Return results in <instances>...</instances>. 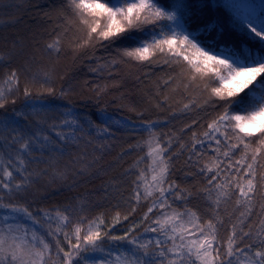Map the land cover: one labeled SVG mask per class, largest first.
Listing matches in <instances>:
<instances>
[{
    "label": "snow or ice",
    "instance_id": "1",
    "mask_svg": "<svg viewBox=\"0 0 264 264\" xmlns=\"http://www.w3.org/2000/svg\"><path fill=\"white\" fill-rule=\"evenodd\" d=\"M69 3L74 16L86 29V44L115 43L150 26L151 35L138 46L123 49L124 57L151 62L163 56L165 64L175 66L184 62L191 72L205 77L201 82L207 92L205 105L211 103L222 110L207 124L206 131L199 136L192 132L188 161L197 165V174L206 178V184L193 193L180 189L175 181L169 182L171 138L163 143L160 136H156L153 147L155 122L145 121L150 164L147 169H140L133 181L132 199L136 204L142 197L148 201L147 212L139 224H133L123 235L102 233L103 213L88 220L87 215H74L73 210L66 207L63 211L56 209L53 216L43 209L33 210L31 205L13 203L11 198L13 192L29 183L30 163H46L45 153L49 157L62 156L86 137L89 143L93 137H111L114 135L112 125L120 121L106 117L96 124L80 117L71 107L61 111L62 118L48 129L21 130L12 127L17 123L15 120L2 119L0 129L11 137L6 142L18 148L14 158L12 152L7 154V159L0 156V209L3 210L0 214V264H264V191H261L264 172H257L258 166L264 167L258 164L264 157V48L253 51L246 44L225 48L188 31L186 25L192 20L193 9L185 0H175L170 5L171 10L164 6L166 0H69ZM205 6L202 4L201 8ZM212 7L229 9L238 21L234 26L240 32L254 34L264 45V0L259 5L226 0L219 5L214 2ZM217 27L218 22L213 21L204 31ZM58 44L57 39L47 47L52 49ZM18 79L17 72L12 71L6 82L18 84ZM196 79V75L191 76L187 86ZM47 95H55L54 90L47 89ZM63 95L61 91V98ZM248 95L252 97L251 102H245ZM24 97L31 102L33 112L50 110L40 104L42 93L33 96L31 90L25 88ZM5 99V92L0 90V101ZM190 106L199 105L185 104L184 109ZM4 107L0 102V109ZM197 146L201 150L206 146L214 153L202 166L200 158L208 153L198 150ZM134 147L129 145V151ZM34 152L39 155L34 156ZM237 153L239 157L233 159ZM146 172L151 174L150 180ZM201 194L212 201L207 220L187 207L190 198ZM176 201L184 203L182 210L173 207ZM232 201L234 210L229 213L225 208L222 215L221 203ZM78 211L85 209L81 207ZM122 219L127 221L129 217L125 215ZM121 222L117 212L110 231ZM53 223L56 224L54 229ZM43 224L48 225L47 229L38 233L35 225L43 227ZM141 226L142 232L139 231ZM222 229L226 235L220 234ZM146 233L152 235L145 238ZM105 239L123 241L128 247L114 260H98L90 254L103 252L101 244ZM108 255L111 257L112 253Z\"/></svg>",
    "mask_w": 264,
    "mask_h": 264
},
{
    "label": "trees",
    "instance_id": "2",
    "mask_svg": "<svg viewBox=\"0 0 264 264\" xmlns=\"http://www.w3.org/2000/svg\"><path fill=\"white\" fill-rule=\"evenodd\" d=\"M174 2L166 0L164 6L171 10L170 5ZM185 2L193 9L192 20L186 25L188 31L225 48L240 44H246L253 51L264 48L254 34L240 32L234 26L238 21L229 9L212 7L214 2L219 5L225 0ZM202 4L206 6L201 8ZM213 21L218 22L219 27L205 32L206 25ZM150 35L149 26L143 32H133L115 43L86 44V29L74 16L69 0H0V90L6 94V99L0 101L5 105L0 109V120H15L17 123L12 127L21 130L48 129L62 118L61 111L71 107L80 117L96 124L106 117L120 121V124L112 125L114 135L111 137H93L91 143L86 137L62 156L53 154L49 157L45 153L46 163H30L29 183L12 193L11 202L31 205V209H43L53 216L56 209L63 211L66 207H70L74 215H87L88 220L103 213L105 223L100 231L123 235L133 224L140 223L149 206L143 197L138 204L132 199L133 181L139 170L148 166L146 142L149 133L145 128L135 127L145 126V121L155 122V138L160 136L163 143L171 138L169 182L175 181L180 189H189L193 193L205 186L206 178L197 174L194 162L188 161L192 132L199 136L206 131L207 124L222 109L214 108L211 103L205 105L207 92L201 83L205 77L191 72L186 63L169 66L163 62V56H157L151 62H139L122 55L123 49L138 46ZM57 39L58 46L49 49L47 46ZM12 71L18 74V84L6 82ZM193 75L197 77L195 83L187 86ZM25 88H29L33 96L42 93L40 104L50 110L33 112L31 102L24 97ZM49 88L55 95H47ZM61 91L64 93L62 98ZM251 101V95L245 97V102ZM185 104L199 106L184 109ZM10 138L8 132L0 129V156L5 159L9 158V152L14 158L18 148V145H8L6 141ZM212 143L214 145V141ZM129 145L135 146L134 149L129 151ZM197 149L201 150L200 146ZM201 151L208 153L200 158L202 166L214 153L206 146ZM238 157L239 153L233 159ZM258 164L264 166V157ZM257 172H264V167L258 166ZM5 202L9 200L5 198ZM211 205L212 201L202 194L187 202V207L197 211L204 220L210 218ZM184 206L181 201L173 205L181 210ZM81 207L84 212L78 211ZM133 208L136 209L134 212ZM225 208L231 213L234 201L221 203L222 215ZM117 212L122 222L110 231L109 226ZM125 215L129 217L127 221L122 219ZM55 227L54 224L53 229ZM35 228L38 233L45 230L41 225H35ZM142 230L143 226L139 231ZM220 234L226 235L223 229ZM116 244L119 242L105 239L101 247L111 249ZM52 259L55 260L54 248Z\"/></svg>",
    "mask_w": 264,
    "mask_h": 264
},
{
    "label": "rangeland",
    "instance_id": "3",
    "mask_svg": "<svg viewBox=\"0 0 264 264\" xmlns=\"http://www.w3.org/2000/svg\"><path fill=\"white\" fill-rule=\"evenodd\" d=\"M225 2H226V0H225ZM242 2H244V3H248V4H252V5H259L260 4V2H261V0H242ZM257 12H259V8H257ZM134 126V125H133ZM135 127H139V128H145V126H141L140 127V125L139 126H135ZM155 136H153L152 137V142H153V147L155 146ZM148 140H149V137H148ZM147 140V141H148ZM148 151H149V149H148V147H147V154H148ZM147 160H148V166H149V164H150V160H149V158H148V155H147ZM148 166H147V168H148ZM146 168V169H147ZM145 175L147 176V178L150 180L151 179V174L149 173V172H146L145 173ZM141 191H143V189H141ZM3 213V210L1 209L0 210V214H2ZM10 223L12 222V221H9ZM29 223V226H32L31 225V222H28ZM54 224L55 223H53V225H52V228L54 227ZM56 225V224H55ZM47 227H48V225L47 224H43V227H41V228H43V229H47ZM143 231V230H142ZM141 231V232H142ZM152 234L151 233H146L145 234V238H147V237H149V236H151ZM128 246L126 245V243L125 242H123V241H120L119 242V244H116L115 245V247H113V248H111V249H108V248H103L104 249V251L103 252H96V253H92V254H90V255H93V256H95L98 260H101V259H103V260H105V261H107L108 259H115V256L116 255H119L121 252H124L125 251V249L127 248ZM109 252H111L112 253V256L111 257H109Z\"/></svg>",
    "mask_w": 264,
    "mask_h": 264
}]
</instances>
